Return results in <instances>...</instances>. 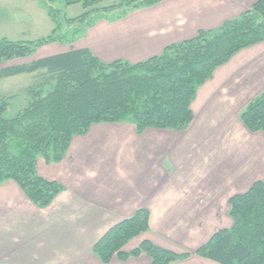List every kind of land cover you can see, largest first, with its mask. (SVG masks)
<instances>
[{"label":"crops","instance_id":"1","mask_svg":"<svg viewBox=\"0 0 264 264\" xmlns=\"http://www.w3.org/2000/svg\"><path fill=\"white\" fill-rule=\"evenodd\" d=\"M257 1L163 0L112 23L99 22L73 46L46 45L39 51L48 56L39 59L88 49L106 64H137L199 31L219 28ZM39 59H17L0 69ZM263 91L264 41L238 52L198 88L187 130L137 134L130 123H101L75 136L60 163L38 159V175L63 191L39 209L14 182L0 184V264H102L94 245L139 209L149 214V230L124 252L149 241L176 254L194 253L217 231L232 227L229 200L264 181V133L249 132L240 120ZM110 264L151 261L141 254ZM172 264L217 263L192 255Z\"/></svg>","mask_w":264,"mask_h":264},{"label":"trees","instance_id":"2","mask_svg":"<svg viewBox=\"0 0 264 264\" xmlns=\"http://www.w3.org/2000/svg\"><path fill=\"white\" fill-rule=\"evenodd\" d=\"M41 1L55 28L34 42L1 38L0 64L31 56L52 43L73 44L95 16L116 13L117 20L163 0H108L112 3L104 7H98L103 0ZM74 5H81L84 12L61 20L62 10ZM263 41L264 0H258L219 28L199 31L193 39L170 45L159 56L137 64H106L88 49H78L0 69V79L42 73L44 80L40 91L29 92L27 106L14 117L5 115L7 100L0 99V184L13 181L37 208L49 207L63 187L38 175L39 157L46 164L60 163L75 136H84L101 123H130L137 134L149 128L187 130L198 88L238 52ZM240 120L249 132L264 133V91L240 114ZM229 207L232 227L217 231L194 253L176 254L149 241L124 252L131 240L149 230V214L144 209L111 227L92 253L102 264H110L115 257L126 262L141 254L151 264H172L192 255L217 264H264V181L233 196Z\"/></svg>","mask_w":264,"mask_h":264},{"label":"rangeland","instance_id":"3","mask_svg":"<svg viewBox=\"0 0 264 264\" xmlns=\"http://www.w3.org/2000/svg\"><path fill=\"white\" fill-rule=\"evenodd\" d=\"M112 2L117 3L119 0H113ZM112 2L103 0L98 7L108 6ZM55 6L59 8L60 4L57 3ZM83 12L84 10L81 5L70 6L62 10L60 19L62 20L64 16L66 18H75ZM115 16L116 13L95 16L92 18L89 27L86 26L83 29L82 37L74 43L76 44L85 40L84 38L86 35H88L99 22L105 20L106 22L112 23ZM61 22L62 21H60V23ZM54 28L55 23L41 0H0V39L5 38L13 42H34L50 35ZM74 43L65 44L64 46H73ZM45 53L47 54V51L44 48L40 51L37 50L33 55L21 59L20 62L28 63L42 56H48ZM4 63H1L0 67H2ZM43 81L42 73L32 75L25 74L0 79V99L3 98L7 100L5 115L11 118L21 112L27 106L31 98L29 92L40 91V84L43 83ZM47 90V87L42 89V94L44 95ZM40 158L42 157L38 159Z\"/></svg>","mask_w":264,"mask_h":264}]
</instances>
